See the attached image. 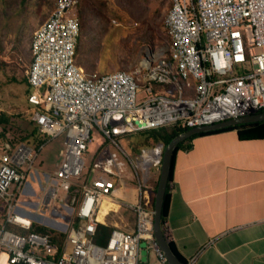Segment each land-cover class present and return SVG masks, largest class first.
<instances>
[{
    "label": "built area",
    "instance_id": "1",
    "mask_svg": "<svg viewBox=\"0 0 264 264\" xmlns=\"http://www.w3.org/2000/svg\"><path fill=\"white\" fill-rule=\"evenodd\" d=\"M77 1L56 0L33 35L27 70L38 133L48 139L64 136V157L50 178L49 192L51 199L74 209L57 213L68 221L63 251L49 257L57 250L50 235L31 231L28 216L27 224L17 221L23 215L16 211L17 191L28 179L26 171L36 170L35 149L20 144L12 151L0 148V199L8 213L0 225V254L7 256L4 264H140L139 248L147 242L167 263L154 237V209L144 197L165 146L158 143L133 155L118 143L119 136L264 111V0H166V53L146 57L137 71L104 73L87 72L77 62L81 20L71 13ZM138 120L145 125H137ZM94 129L108 142L99 154H107L89 162ZM129 169L139 193L127 205L137 215L135 230L115 228L107 244L100 245L94 240L99 206L114 196ZM9 222L28 233L7 228ZM162 229L171 242L167 220Z\"/></svg>",
    "mask_w": 264,
    "mask_h": 264
},
{
    "label": "crops",
    "instance_id": "2",
    "mask_svg": "<svg viewBox=\"0 0 264 264\" xmlns=\"http://www.w3.org/2000/svg\"><path fill=\"white\" fill-rule=\"evenodd\" d=\"M28 89L32 92L31 86ZM32 122L24 144L36 152L35 200L31 199L34 194L27 193L30 184L26 178L18 191L16 211L27 213L35 221V216L45 218L52 227L66 230L68 221L58 218L57 213H74V209L69 205L65 207L59 199H51L46 193L50 192L53 185L50 178L64 157V141L58 149L52 173L48 168L43 169L40 163L43 161L46 166L53 153L47 147L52 139L36 149V139L43 136L33 133L37 127L33 117ZM4 145L8 147L7 143ZM189 145L177 152L173 178L168 185L171 198L166 220L171 229V241L182 259L189 264H264V138L244 140L239 138L236 130H230L195 137ZM126 147L130 154L140 152L134 153L129 145ZM102 148L103 141L92 149L98 150L99 154ZM106 154H99L97 158ZM97 158L92 157L89 162ZM40 173L45 178L42 179ZM132 174L129 169L114 196L102 200L97 213L101 224L127 232L135 230L137 215L127 206L139 197ZM156 179V172H152L148 182L150 187L144 195L150 204L151 181ZM28 195L30 199L26 198ZM6 258V254L1 253L0 264H4ZM139 262L170 264L168 261L163 263L147 242L140 245Z\"/></svg>",
    "mask_w": 264,
    "mask_h": 264
},
{
    "label": "rangeland",
    "instance_id": "3",
    "mask_svg": "<svg viewBox=\"0 0 264 264\" xmlns=\"http://www.w3.org/2000/svg\"><path fill=\"white\" fill-rule=\"evenodd\" d=\"M55 3L56 0H0V117L1 113H5L9 119L7 124L0 123V132H5V138L0 137V148L4 149L3 144L7 143V148L12 151L27 142L34 111L28 102L27 70L32 59L30 44L35 31L49 16ZM81 9L77 60L85 71H137L146 57L154 59L166 53L170 40L164 24L168 10L166 0H82ZM93 136L92 148L101 141L103 148L108 145L97 129L93 130ZM128 137L126 133L118 139L125 149L130 144ZM62 141L63 135L53 138L47 145L48 151L52 150L53 153L46 166L43 161L40 163L43 169L48 168L52 173ZM92 148L88 150L89 161L92 157L100 156L97 148ZM89 166L88 172L91 170ZM31 172L34 173V170L26 171L30 184L27 193L34 194L31 198L34 201L37 180ZM155 172L159 178L160 170ZM40 177L43 179L45 175L40 173ZM46 193L51 197L49 191ZM18 194L17 191L16 198ZM26 198L30 199L29 195ZM22 214L27 216V213ZM7 215V209L0 199V225L6 223ZM34 218L36 221L31 219L34 225L50 231L65 230L52 227L45 218ZM9 223L19 232L28 233L20 224Z\"/></svg>",
    "mask_w": 264,
    "mask_h": 264
},
{
    "label": "trees",
    "instance_id": "4",
    "mask_svg": "<svg viewBox=\"0 0 264 264\" xmlns=\"http://www.w3.org/2000/svg\"><path fill=\"white\" fill-rule=\"evenodd\" d=\"M81 3H82V0H78L77 4L75 5L73 10L71 11L72 14L79 16V18H80L81 13H82ZM30 50L32 53L31 44H30ZM0 51H1V47H0ZM77 55H78V46H77ZM0 57H1V55H0ZM32 59H33V55H32ZM32 59H31V62H32ZM31 62H30V64H31ZM1 65H2V60L0 59V66ZM27 82H28V80H27ZM28 85H29V83H28ZM167 87H169V86H166L165 88H167ZM155 88L160 90V89L164 88V85L156 84ZM30 92H31L30 89H28V93H30ZM3 122L5 124H7L9 122L8 116L5 113H1V117H0V123H3ZM188 128H189L188 126L182 124L181 122H176L173 124H168V125H164V126H160V127L148 128V129H144V130H140V131L127 133V134H129L128 139L130 140L129 147H131V149L134 150L133 152L136 153V152L140 151L141 148L154 147L158 143H163V145L165 146L176 135L187 130ZM230 130H236L240 139H244V140L245 139H261V138H264V120L259 121V122H253V123L236 124V125H231L229 127L219 129V130H215V131L199 133V134L187 139L186 141L182 142L181 144H179L177 152L180 149L189 148L190 141L195 137L203 136V135H209V134H215V133H220V132L230 131ZM33 133L34 134L38 133L37 127L34 128ZM0 137L5 138V132L1 131ZM47 140H48L47 136H43L42 138H37L35 141V148L38 149ZM177 152H176V154H177ZM176 154H175V156H176ZM174 162H175V159H174ZM173 169H174V164H173ZM172 178H173V170L171 173L170 181L172 180ZM157 184H158V178L156 180L151 181V186H152L151 207L153 209H154V197H155V192L157 189ZM170 198H171V192H170V189L168 186L167 192L165 195L163 210H162V223L165 222V220L167 219L168 213H169ZM77 221H78V218L75 217V223H77ZM6 227L15 231V232L23 233V232H19V230L12 227V224L7 223ZM30 230L34 231V232H40L43 234H49L50 235L53 244H55L57 247V250H56L55 255H53V256L49 255V257L58 258L61 255V253L63 251L67 232L62 231V230H56V229H52L50 231V230H47L46 227H43L40 225H34V224H32V227ZM112 231H113V227L99 223L98 227H97V232H96V235L94 238L95 242H97L100 245H106ZM170 243H171V246H172L173 250L175 251V253L182 259V257L180 255V253L178 252L175 244L172 241Z\"/></svg>",
    "mask_w": 264,
    "mask_h": 264
},
{
    "label": "water",
    "instance_id": "5",
    "mask_svg": "<svg viewBox=\"0 0 264 264\" xmlns=\"http://www.w3.org/2000/svg\"><path fill=\"white\" fill-rule=\"evenodd\" d=\"M263 120L264 111H261L249 115L233 117L212 124H204L189 127L187 130L176 135L167 145H165L161 160L157 189L154 197V237L157 243L159 244L161 250L163 251L165 257L167 258L168 263L189 264L187 261H184L175 253L170 241L165 237L162 229V210L165 201V195L167 192V187L169 185L171 173L173 170L175 154L177 152L179 144L199 133L215 131L229 127L231 125L253 123ZM135 122L139 126L145 125L142 120H138Z\"/></svg>",
    "mask_w": 264,
    "mask_h": 264
},
{
    "label": "bare ground",
    "instance_id": "6",
    "mask_svg": "<svg viewBox=\"0 0 264 264\" xmlns=\"http://www.w3.org/2000/svg\"><path fill=\"white\" fill-rule=\"evenodd\" d=\"M50 193H51V191H50ZM28 220H29V218L25 215L18 214V216H17V221L20 223H26L27 224Z\"/></svg>",
    "mask_w": 264,
    "mask_h": 264
}]
</instances>
